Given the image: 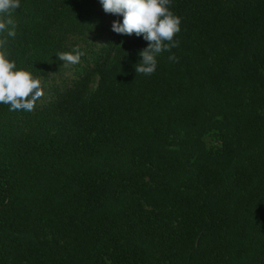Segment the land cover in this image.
<instances>
[{"label": "trees", "instance_id": "16d2710c", "mask_svg": "<svg viewBox=\"0 0 264 264\" xmlns=\"http://www.w3.org/2000/svg\"><path fill=\"white\" fill-rule=\"evenodd\" d=\"M170 10L148 76L100 0H20L9 59L46 100L0 104V264H264V0Z\"/></svg>", "mask_w": 264, "mask_h": 264}, {"label": "clouds", "instance_id": "9594fccd", "mask_svg": "<svg viewBox=\"0 0 264 264\" xmlns=\"http://www.w3.org/2000/svg\"><path fill=\"white\" fill-rule=\"evenodd\" d=\"M105 13L123 17L114 21L112 30L118 34L142 36L148 46L139 52L142 58L136 65L137 74L150 76L157 67V56L179 47L175 39L181 31V18L170 10L171 0H100ZM20 0H0V104L9 111H32L43 97L41 79L25 68H18L9 59V41L17 35L18 22L14 13ZM85 53L80 46L71 52H59L57 58L64 67L80 62ZM173 55L169 60H176Z\"/></svg>", "mask_w": 264, "mask_h": 264}, {"label": "rangeland", "instance_id": "374dc122", "mask_svg": "<svg viewBox=\"0 0 264 264\" xmlns=\"http://www.w3.org/2000/svg\"><path fill=\"white\" fill-rule=\"evenodd\" d=\"M68 74H70V73H66L65 75L58 76V77H57V82L60 83L62 79L66 78V77L68 76ZM70 76H71V74L69 75V77H70ZM96 84H97V77H94L90 87L94 90L95 87H96ZM45 100H46V96L43 95V97L41 98V102H43V101H45Z\"/></svg>", "mask_w": 264, "mask_h": 264}]
</instances>
